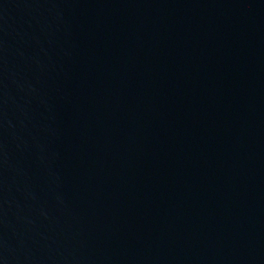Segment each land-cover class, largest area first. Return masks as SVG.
<instances>
[{"label": "water", "instance_id": "95a60500", "mask_svg": "<svg viewBox=\"0 0 264 264\" xmlns=\"http://www.w3.org/2000/svg\"><path fill=\"white\" fill-rule=\"evenodd\" d=\"M0 264H264V0H0Z\"/></svg>", "mask_w": 264, "mask_h": 264}]
</instances>
